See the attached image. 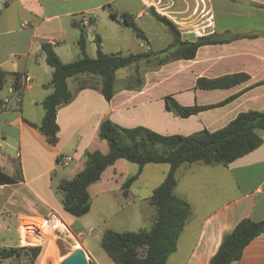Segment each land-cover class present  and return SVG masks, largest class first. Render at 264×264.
<instances>
[{
  "label": "crops",
  "instance_id": "0c3cea01",
  "mask_svg": "<svg viewBox=\"0 0 264 264\" xmlns=\"http://www.w3.org/2000/svg\"><path fill=\"white\" fill-rule=\"evenodd\" d=\"M117 1L120 0H0V70L6 73L1 99L8 100L0 106V170L10 177L19 171L21 176L14 184L0 185V248L24 247L21 227L36 225L51 212L58 214L72 233L81 235V231L73 228L72 215L62 209L56 188L83 163L85 151L96 145L95 134L105 117L125 129L145 127L169 137L188 136L203 130L213 132L239 113L264 111V0H126L113 9L112 4ZM153 11L177 26L182 41L192 43L198 37L212 34L230 40L200 47L191 60L168 59L167 54L151 55L124 68L130 74L126 80H118L116 72L110 101L93 88L100 85L99 78L78 75L68 79L71 92L79 86L84 88L70 103L58 109V141L55 145L49 144L36 129L44 113L41 101L51 92L44 88L52 69L45 62L41 44H51L61 62L69 63L68 41L76 43L81 28L86 32V39L90 36L94 41L97 35L102 45L103 36L95 28L103 24L112 34L115 27H124L119 18L109 17L110 12H115L118 17L123 13L130 15L143 32L146 42L139 48L146 49L136 53L159 52L165 47H153L147 34L148 29L157 25ZM107 17L110 20H105ZM115 42L118 44L119 40L116 38ZM239 73L246 74L248 79L231 88L196 87L200 78L215 79ZM15 76L21 80L30 78L27 83L21 82L18 93L12 88ZM118 82L123 83L119 90L116 89ZM161 87L166 89L163 91ZM157 90L163 93L148 96L149 91ZM167 96L187 107L233 99L225 105L181 118L166 111ZM153 115L160 122L157 127L149 125ZM260 135L262 143L252 152L226 166H211L215 170L207 172V194L197 193L196 173L181 188L176 178L174 193L189 203L191 214L166 264H209L223 235L238 222L264 221V132ZM63 157L71 158L67 167L59 164ZM191 188L196 194H190ZM105 194L111 195L100 193L95 197ZM127 195L131 196L130 189ZM93 210L92 199L88 212ZM97 218L104 222L102 216ZM68 245L60 259L79 246ZM80 245L97 264L82 241ZM48 246L43 247L42 255L34 264H43ZM0 264L31 262L26 256H20L0 260ZM231 264H264V233L253 239L243 249L240 259Z\"/></svg>",
  "mask_w": 264,
  "mask_h": 264
},
{
  "label": "trees",
  "instance_id": "16d2710c",
  "mask_svg": "<svg viewBox=\"0 0 264 264\" xmlns=\"http://www.w3.org/2000/svg\"><path fill=\"white\" fill-rule=\"evenodd\" d=\"M152 16L172 35L169 45L159 52L104 54L101 51V39L96 35V56L90 58L85 54L86 32L82 28L76 42L79 57L72 62H61L51 44H41L45 62L52 69L50 80L44 88L51 89V92L41 101L44 113L36 129L49 144L55 145L58 141V109L70 103L76 93L84 88L79 86L71 92L67 85L68 79L78 75L99 78L100 85L93 88L98 89L106 101H110L114 95L115 73L118 70L147 60L151 55L167 54L174 60H191L200 47L230 40L212 34L198 37L192 43L185 42L181 40L177 26L169 18L154 11ZM109 17L113 20L119 18L124 27L146 42L143 32L130 15L123 13L118 17L117 13L110 12ZM247 79L248 76L243 73L215 79L200 78L196 81V87L202 90L227 89ZM21 82L20 76L14 77L12 88L15 93L20 92ZM5 83L6 73L0 70V106L3 104L1 91ZM232 99L230 97L218 104L187 107L167 96L164 104L166 111L177 117L187 118L225 105ZM261 132H264V111L239 113L226 126L213 132L203 130L188 136L169 137L142 127L125 129L105 117L99 123L95 134L96 145L85 151L83 163L74 170L69 179L61 180L56 188L61 196L62 209L74 217H81L88 213L91 200L100 193L121 192L126 196L146 165H168L164 179L148 199V205L154 211L151 226L137 232L106 229L100 236V247L113 264H166L175 251L179 234L191 214L189 203L174 193L177 169L183 164L194 163L226 166L258 148L262 143ZM126 163L137 166L134 175L129 176ZM16 173L10 177L0 170V185L16 183L21 179L20 172ZM262 233L264 221L241 220L229 233L223 235L209 264H231L238 261L243 249ZM42 253V246L0 248V260L26 256L34 264Z\"/></svg>",
  "mask_w": 264,
  "mask_h": 264
},
{
  "label": "rangeland",
  "instance_id": "374dc122",
  "mask_svg": "<svg viewBox=\"0 0 264 264\" xmlns=\"http://www.w3.org/2000/svg\"><path fill=\"white\" fill-rule=\"evenodd\" d=\"M125 1L126 0H120L114 2V4H112V8L115 9L118 5H122ZM105 20L110 19L107 17ZM154 26V29H148L147 32L152 41V46L166 48L172 41V35L161 24L157 23V25L155 24ZM95 30L98 34L103 36L104 42L101 45V51L104 54L118 52L123 54L136 53L137 51L146 49L145 47L139 48V46L143 44V41L136 37V34L128 28L115 27L112 31L113 33L111 34L109 30L104 29L103 24H100V26L97 29L95 28ZM159 36H161V39H158ZM116 38L119 40L118 44L115 42ZM68 43L71 55L69 58L71 60H69V62H72L79 57V49L75 41L73 42L70 39ZM85 54L90 58H95L96 56V45L94 41L90 40V36L86 39ZM161 56H165V54H162ZM170 58L171 56H168V59ZM65 59L66 58H64V60ZM131 74L133 73L131 72ZM116 75L118 80L124 78L126 80V77L129 78L130 74L127 69H120L117 71ZM131 77L134 79L135 75L133 74ZM120 83H117V90L122 87L121 85L123 83ZM162 89L164 91L166 88L164 87ZM160 93L163 92L157 90L149 91L147 94L149 97H157ZM159 124L160 122H158L157 116L153 115L149 120V125L151 127H157ZM147 130L155 132L150 129ZM126 164L128 167V174L130 176L134 175L136 173L137 166L132 163ZM167 169L168 165L166 164H148L144 167L142 176H140L130 187L131 196H135L134 198L130 195H121V192L111 195H100L99 197L93 198V211H90L81 217L71 216V218H74L72 224L73 228L82 232V240L75 236L78 243L76 245H79L75 248V250L81 249L82 246L80 245V242L82 241L85 249L97 264H113L100 247L101 234L106 229H112L116 232H137L141 229H148L151 226L154 214L153 209L148 205V199L152 193L151 191L155 189L164 179ZM212 170L215 169H212L211 166H207L202 163H195L192 165L183 164L176 172V178L180 182L179 188H181L182 185L186 181L190 180L192 175L196 173L194 179L197 183V193L207 194V183L209 177L207 172ZM190 194H196V190L191 188ZM98 216H102L104 222H100L97 218ZM90 230H92V232L89 235H86V233ZM47 235L48 236H46V238L48 240L47 242H49V246L45 254L43 264H59L63 260L60 258L64 256V253L67 250L66 247L69 246L68 244L75 242L68 239H56L49 232H47ZM46 244H44V248H47Z\"/></svg>",
  "mask_w": 264,
  "mask_h": 264
},
{
  "label": "built area",
  "instance_id": "2783aa9c",
  "mask_svg": "<svg viewBox=\"0 0 264 264\" xmlns=\"http://www.w3.org/2000/svg\"><path fill=\"white\" fill-rule=\"evenodd\" d=\"M30 81V78L25 77L22 82L27 83ZM8 100L4 99L3 104H7ZM71 161L70 157H63L60 159L59 164L62 167H67ZM21 236L24 238V246L44 247V244L48 241L46 236L47 232L51 233L56 239H68L73 240L74 245L78 244L77 239L75 238L74 233L70 228L65 224V222L59 217L55 212L49 213L46 217L42 218L40 222L36 225H26L24 228L20 229ZM92 230L88 231L86 235H89ZM82 240V236H77ZM72 243V242H71ZM49 245V242L46 244Z\"/></svg>",
  "mask_w": 264,
  "mask_h": 264
},
{
  "label": "water",
  "instance_id": "95a60500",
  "mask_svg": "<svg viewBox=\"0 0 264 264\" xmlns=\"http://www.w3.org/2000/svg\"><path fill=\"white\" fill-rule=\"evenodd\" d=\"M59 264H94L86 255L83 249L74 250L65 257Z\"/></svg>",
  "mask_w": 264,
  "mask_h": 264
}]
</instances>
